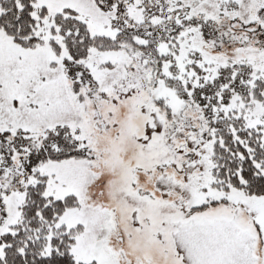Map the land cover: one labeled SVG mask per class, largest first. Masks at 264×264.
<instances>
[{
    "label": "snow or ice",
    "instance_id": "obj_1",
    "mask_svg": "<svg viewBox=\"0 0 264 264\" xmlns=\"http://www.w3.org/2000/svg\"><path fill=\"white\" fill-rule=\"evenodd\" d=\"M0 264H264V0H0Z\"/></svg>",
    "mask_w": 264,
    "mask_h": 264
}]
</instances>
